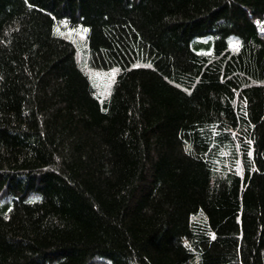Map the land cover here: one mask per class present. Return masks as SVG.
<instances>
[{"label":"trees","instance_id":"16d2710c","mask_svg":"<svg viewBox=\"0 0 264 264\" xmlns=\"http://www.w3.org/2000/svg\"><path fill=\"white\" fill-rule=\"evenodd\" d=\"M261 23L264 0H0V264H264Z\"/></svg>","mask_w":264,"mask_h":264},{"label":"rangeland","instance_id":"374dc122","mask_svg":"<svg viewBox=\"0 0 264 264\" xmlns=\"http://www.w3.org/2000/svg\"><path fill=\"white\" fill-rule=\"evenodd\" d=\"M262 29L264 30V23L260 24ZM85 29L76 28L71 29L67 26L59 27L58 32L63 35L65 38L71 40L75 46H79V44L85 43ZM112 70H88V75L93 83H95L97 89H99L100 94L106 95L115 79L117 71L115 72L114 78H110L109 74L113 72Z\"/></svg>","mask_w":264,"mask_h":264},{"label":"snow or ice","instance_id":"6c2138e0","mask_svg":"<svg viewBox=\"0 0 264 264\" xmlns=\"http://www.w3.org/2000/svg\"><path fill=\"white\" fill-rule=\"evenodd\" d=\"M84 31L86 32L87 30L85 29ZM116 71H117V70H113V72L109 74V77H110V78H114V76H115V72H116Z\"/></svg>","mask_w":264,"mask_h":264}]
</instances>
